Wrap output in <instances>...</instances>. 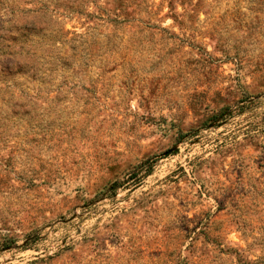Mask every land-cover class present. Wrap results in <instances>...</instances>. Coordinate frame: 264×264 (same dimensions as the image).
Returning <instances> with one entry per match:
<instances>
[{
    "label": "rangeland",
    "instance_id": "374dc122",
    "mask_svg": "<svg viewBox=\"0 0 264 264\" xmlns=\"http://www.w3.org/2000/svg\"><path fill=\"white\" fill-rule=\"evenodd\" d=\"M78 2L0 0V264H264V0Z\"/></svg>",
    "mask_w": 264,
    "mask_h": 264
},
{
    "label": "trees",
    "instance_id": "16d2710c",
    "mask_svg": "<svg viewBox=\"0 0 264 264\" xmlns=\"http://www.w3.org/2000/svg\"><path fill=\"white\" fill-rule=\"evenodd\" d=\"M159 1L161 2V4L162 3L166 4V7L168 9V14L175 19L172 13L174 10L175 3H177L182 8L185 6H190L192 8L191 11H194L195 9H197V7L200 6L202 0H159ZM194 1L195 3L193 4ZM145 3H146L145 0H113L111 10H101L98 8L97 10L100 14H98V16H94L91 12H87V8L89 7V1L79 0L78 5H76L75 7H70V12L71 14H74L76 16L83 17L85 20L93 19L104 25H110L112 26V28L116 29V28L126 27L134 23H141L140 20L139 21L136 20V17L137 15L140 14L139 8L141 6L144 7ZM92 4H94V1H92ZM147 7L148 6H145L144 8L145 11L143 13L147 17H149L150 12L146 10ZM65 34L67 33L65 32ZM149 172L150 170L147 171L146 175H149ZM116 187L117 185L114 183L111 186H109L108 191L114 192Z\"/></svg>",
    "mask_w": 264,
    "mask_h": 264
}]
</instances>
